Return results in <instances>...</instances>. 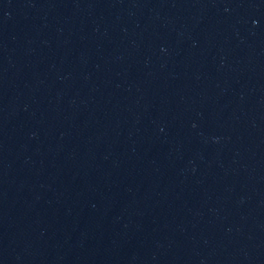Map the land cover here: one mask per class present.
Returning a JSON list of instances; mask_svg holds the SVG:
<instances>
[{
	"label": "water",
	"instance_id": "water-1",
	"mask_svg": "<svg viewBox=\"0 0 264 264\" xmlns=\"http://www.w3.org/2000/svg\"><path fill=\"white\" fill-rule=\"evenodd\" d=\"M0 264H264V0H0Z\"/></svg>",
	"mask_w": 264,
	"mask_h": 264
}]
</instances>
